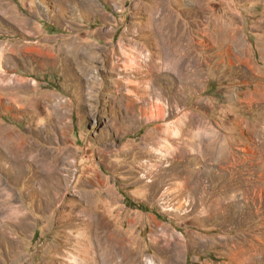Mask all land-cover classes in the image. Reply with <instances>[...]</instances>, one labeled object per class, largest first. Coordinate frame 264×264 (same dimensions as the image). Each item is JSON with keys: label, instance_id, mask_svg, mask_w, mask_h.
<instances>
[{"label": "rangeland", "instance_id": "rangeland-1", "mask_svg": "<svg viewBox=\"0 0 264 264\" xmlns=\"http://www.w3.org/2000/svg\"><path fill=\"white\" fill-rule=\"evenodd\" d=\"M93 222L264 264V0H0V264H89Z\"/></svg>", "mask_w": 264, "mask_h": 264}, {"label": "bare ground", "instance_id": "bare-ground-1", "mask_svg": "<svg viewBox=\"0 0 264 264\" xmlns=\"http://www.w3.org/2000/svg\"><path fill=\"white\" fill-rule=\"evenodd\" d=\"M136 51V50H135ZM132 53V52H131ZM124 55V59H125V64L124 66L127 68L132 67L135 64V57L134 55L131 57L129 54H125ZM141 54V53H140ZM139 54V55H140ZM137 60V59H136ZM146 60V59H145ZM141 61V60H140ZM143 61V60H142ZM137 62V61H136ZM138 63V62H137ZM145 63V61H144ZM143 63V64H144ZM148 63V62H147ZM140 65V64H139ZM145 65V64H144ZM153 65V64H152ZM137 66V65H136ZM135 66V67H136ZM157 66V65H156ZM127 68V69H128ZM138 68V66H137ZM141 70V69H140ZM130 71V70H129ZM137 71V70H136ZM146 72V71H145ZM165 72V71H164ZM132 73V71H131ZM162 75V74H161ZM157 76V74H156ZM159 76V75H158ZM137 86V85H136ZM135 86V87H136ZM138 87V86H137ZM142 92V91H141ZM144 92V91H143ZM142 103V102H141ZM145 103V102H143ZM154 103V102H153ZM150 104V103H149ZM153 105V104H152ZM158 105V104H157ZM156 105V109L155 111H150V115L154 116V114H158L160 115L162 110L161 108H159ZM149 106V105H148ZM157 117V116H156ZM160 118V117H157ZM33 148V149H32ZM40 150L37 146H33V144H29V145H22V150H20V152L23 153H27L30 151V156H32V162L36 161L38 159H36V156H33L32 153ZM28 155V154H26ZM25 155V156H26ZM150 157V156H149ZM30 158V157H29ZM27 161V160H26ZM39 161V160H38ZM42 162V166H48V160H41ZM29 163V162H28ZM43 170V167H42ZM41 172V171H40ZM59 170L58 169H54L53 167H51L49 170H44L42 172V176L43 177H51V176H57V174H59ZM158 175V174H157ZM154 176V175H153ZM159 181V180H158ZM158 183V182H157ZM43 186V185H42ZM40 188V187H39ZM53 190H57V186L53 185L52 187ZM61 191V190H60ZM50 194V193H49ZM52 201V200H51ZM63 204V203H62ZM60 203V205L57 208H62L64 207ZM74 215V214H73ZM67 216V215H66ZM72 216V215H71ZM74 218V216H72ZM76 218V217H75ZM68 220V219H67ZM86 220V219H85ZM97 220V219H96ZM111 229V228H110ZM112 231L109 230L108 226L100 223V222H93V234L95 236L94 240L89 242V241H83L81 243V245H84L83 251H84V259H82L83 263L85 262H89V264H125L128 262V259H130L128 253L125 250L123 241L121 239H116L113 234L111 233ZM74 233V232H73ZM85 237V236H84ZM89 240V239H87ZM76 242H80V239L77 238L75 240ZM80 251V250H78ZM76 254V253H75ZM80 255L81 252H80ZM77 258H79L77 256ZM81 259V258H80ZM81 262V261H80Z\"/></svg>", "mask_w": 264, "mask_h": 264}]
</instances>
